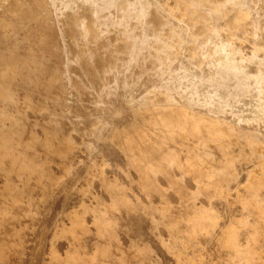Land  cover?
I'll use <instances>...</instances> for the list:
<instances>
[{
    "label": "bare ground",
    "instance_id": "6f19581e",
    "mask_svg": "<svg viewBox=\"0 0 264 264\" xmlns=\"http://www.w3.org/2000/svg\"><path fill=\"white\" fill-rule=\"evenodd\" d=\"M93 10L109 17L107 45ZM243 28L252 34L247 52L236 44ZM67 49L72 61L58 60ZM73 62L81 74H70ZM130 65L141 68L139 79H155L164 98L146 91L134 103L104 100V78ZM202 72L217 101L196 108L200 82L170 99L166 91ZM68 85L77 104L83 91L95 94L100 114L83 105L86 127L63 100ZM234 104L244 114L224 108ZM80 149L85 159L74 158ZM0 182V264H19L22 218L34 215L33 193L24 210L20 196L30 185L65 221L44 260L41 217L26 264H147L148 235L174 264H264V0H0ZM74 191L76 206L64 210Z\"/></svg>",
    "mask_w": 264,
    "mask_h": 264
},
{
    "label": "rangeland",
    "instance_id": "374dc122",
    "mask_svg": "<svg viewBox=\"0 0 264 264\" xmlns=\"http://www.w3.org/2000/svg\"><path fill=\"white\" fill-rule=\"evenodd\" d=\"M220 0H210V3H217ZM200 11H206L208 8V4H200ZM257 5L253 6V8L257 9ZM141 8V5L138 4L137 6H135V11H138ZM80 6H74L73 10H79ZM114 7H110V12H113ZM156 9L153 6H149L147 8V11L149 13H154ZM158 12H163V11H158ZM92 20H93V25L95 27V29L99 32L102 42L107 45L108 41H109V34L106 31V27L109 24V17H103L101 14H99L98 10H93L92 11ZM215 22L217 24H223L225 22V19L213 16L212 17ZM170 21L173 22H177L180 19L179 18H175V17H169ZM87 22V19L85 18H80L79 19V25L83 26L85 25V23ZM238 35L243 37V41L239 42L236 41L237 45H240L242 47V49L247 52L249 50L250 47V43L248 41V39H251L252 34H251V30L250 28H243L242 30H240L238 32ZM54 41L56 42V44L58 46H62L64 44V42L62 43L61 39L59 38V36H57L56 33V38H54ZM75 55V50H69L67 49L63 54L59 55L58 60H62V59H68L71 60L73 59ZM182 56L180 53H176V57H175V61L173 62L172 66L173 69L177 71L178 70V64L180 63ZM125 62V55H121L120 59H119V63H124ZM147 66H150V62H147L146 64ZM49 70H51V68L49 67ZM69 72L70 74H81L78 66L76 65V63H72L69 66ZM151 73V72H150ZM141 75V68L137 67L135 65H130L128 66L126 69H123L122 67H120V69L117 72H114L112 74H108L105 78H104V90H103V98L106 101H112L114 100L116 97H124V100L127 101V103H134L135 101H138L141 99L142 97V93L148 91L151 96L153 98H159V99H163L164 98V88H160L157 87L155 85V79L151 78V77H142L141 79H139V76ZM122 81H125L128 83V86L126 89H122V88H117L116 90H113V86L116 85L117 83L121 84ZM200 82L201 84H203L205 86V91L203 92V95H201L198 98V102L196 105V108L202 109V105L201 103L203 102V100H211V101H217L218 100V96L215 94L214 92V88L211 85V83H209V81H207V77L205 75L204 72L199 73L198 76H194L193 74H191L190 76H187L186 78H184L182 80V82L179 85H174L171 87V89H169L168 91H166L168 93V96H170V99L172 100H179L182 96L185 97L187 94H189V92L193 89L194 84ZM231 83V82H230ZM233 83V82H232ZM112 89V90H111ZM43 94V90L39 91L38 96ZM95 94L94 93H89L86 91H83L81 96L82 99V104H77L73 98H74V89H72V87L70 85H68L66 87V89L62 92V97L63 100L67 103L70 104L75 113L78 115V122H79V126L80 127H86L88 126V121L86 120L85 116H84V109H83V105H85L86 107H89L90 109H92V111L96 114H100V109L96 108L93 109L94 105H95ZM223 105V103H221ZM223 107V106H222ZM224 108L229 111L232 110L234 113L236 114H244V111L242 110V108L237 105H231V106H224ZM88 109V108H87ZM260 129H262V126H260ZM66 130L70 131V127L69 125L66 126ZM76 138H78L76 136ZM74 158L76 159H85V152L83 150H78L75 155ZM97 158H99V156H97ZM114 158L118 159L117 156L116 157H110V160H114ZM121 163H123V161L120 159L119 160ZM51 170L56 172L58 171L57 167H56V163L53 162L51 163ZM104 174L106 176H113L114 174V170L113 167L111 165H106L105 166V172ZM1 185V182H0ZM189 187H193L192 183H188ZM93 189L97 192L100 191V184L98 182H96L94 184ZM134 190L137 191V188L134 187ZM30 192L33 193V197H34V201L32 203L31 206V210L32 212H34L33 216H29V217H23L22 218V223L27 225V229H26V233L23 237V248H22V252L20 254V261L19 264H26L29 256H30V251H31V246L33 244V242L36 240V234H35V230L34 227H37L38 224L41 222V217L45 216V220H44V224H45V231L42 234L41 238H40V243H41V256L42 258L45 260L48 257V252H49V247H50V242L53 240L52 239V233L55 229V226L58 223L64 222L65 221V217H63L60 214V209L58 207H54L53 210H51L50 212L48 211V205L47 202L41 199V195H40V191L37 190L34 186L30 185L29 187L27 186L25 189V192L20 196V205H21V209L24 210L26 209V203L24 201V199L26 198V195L29 194ZM128 193H131V191L129 190ZM31 194V193H30ZM79 199V194L77 192H72L70 194V200L68 201L67 205L65 206L64 210H69L72 206H76L77 204V200ZM154 201H156V198H153ZM171 200H174L173 197L170 198ZM58 208V209H57ZM136 235L131 233L130 236H123V240L125 242H127L130 238H135ZM148 240L150 241V244L152 245V253L151 256L147 259V264H174L172 257L161 247V245L157 244L154 240V238L151 235H148ZM57 249L59 251H61L63 249V240H54ZM87 247L89 245H91V241H86ZM126 244V243H125Z\"/></svg>",
    "mask_w": 264,
    "mask_h": 264
}]
</instances>
